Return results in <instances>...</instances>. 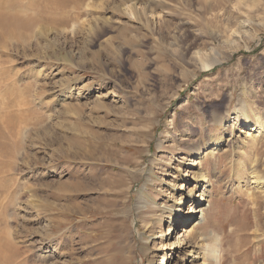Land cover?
<instances>
[{"label": "rangeland", "instance_id": "374dc122", "mask_svg": "<svg viewBox=\"0 0 264 264\" xmlns=\"http://www.w3.org/2000/svg\"><path fill=\"white\" fill-rule=\"evenodd\" d=\"M137 1L163 24H132L122 7L111 9L112 0H1L13 9L9 20L28 24L0 28V129L11 132V158L22 155V141L31 163L33 196L10 221L14 235L28 231L15 238L19 256L46 264L40 250L48 244L51 264H115L120 256L125 264H160L163 254L174 264L176 254L154 237L167 231L166 216L188 205L173 190L195 155L182 144L219 142L218 154H206L201 166L210 197L198 226L219 242L190 239L193 223L178 235L196 243L194 264H264V135L245 138L243 119L235 121L241 102L250 124H264V0ZM243 21L250 25L235 38ZM198 50L217 54L219 64L199 70L191 61ZM97 99L128 118L122 132L136 133L88 126L105 115L94 111ZM83 127L102 137L91 157L68 146L87 149L76 133ZM112 133L135 147L110 145ZM159 141L165 147L157 150ZM142 199L147 209L139 213Z\"/></svg>", "mask_w": 264, "mask_h": 264}, {"label": "bare ground", "instance_id": "6f19581e", "mask_svg": "<svg viewBox=\"0 0 264 264\" xmlns=\"http://www.w3.org/2000/svg\"><path fill=\"white\" fill-rule=\"evenodd\" d=\"M81 1L85 2V0H81ZM112 1L114 4L111 7V9L114 10L115 12H117V10H120V8L122 7L121 10H123L125 12V14L128 15V18L132 24H138V22H141V20H143L145 25H147L146 27L148 28L149 25H152L151 22L154 21V18H157V20L160 22L159 25L163 24L162 23L163 21H161L160 15H154L153 11L148 9L147 5L146 6L140 5L138 8L137 7L138 3H136L135 0H120V2H121L120 5L115 6L116 0H112ZM131 1L135 2L134 5H131ZM2 2L0 0V28L4 29V28L12 27L13 25L10 23L12 21H18V24H20V25H28L25 22L19 21V20L25 19L24 17H19L18 20H15L13 18H12V20H9V18H7V15L11 16L12 13H10V12L13 9H10L11 6H7V5L2 4ZM156 2H158V0ZM162 2L165 3L164 1H162ZM165 4L167 6L170 5L167 3H165ZM186 24H190V23L188 21H186V23L183 25H186ZM249 25H250V21L249 22L248 21L240 22L238 24V28L241 31L238 33L236 31L233 32V35L235 36V38H238V39L243 38V36H241L242 32L245 33V29L248 28ZM125 36H124V39L126 40L127 38H125ZM166 43H167V46L169 48L172 47V45H173L172 42L167 41ZM109 52L112 53L113 50L110 49ZM230 53H232V52H230ZM193 54H194V56L192 55L191 61L198 60L199 65H197V68L199 70H202V71L208 70V69L214 67L215 65L219 64L217 62V59H218L216 56L217 54H215V53H212V52L204 53V52L198 50ZM80 55L82 57L79 58V62H81L83 64H88L89 59H87L86 57H85L86 59H84L83 54H80ZM93 57H94V55H93ZM35 75H36V73H35ZM44 78H46V77H44ZM35 79H37V78H35ZM69 93H71L70 96L73 95L72 91H70ZM21 95H22V93H21ZM96 97H98V96H96ZM66 99H68V98L65 97V100ZM102 100L101 99L95 100L96 106L98 107V109H97L98 111H96L95 108H94V111L103 113L105 115L101 116V118H99V119L94 120L88 126H91L92 128L98 127V126L99 127H105V128L109 127L110 130H113L114 132L117 133L116 130H118L119 128H123L125 122H128V118H125V119L123 118V120H122V114L119 113V111L115 110L114 108L113 109L110 108L109 107L110 105L106 104ZM60 102H61V100H60ZM32 103H34V102H32ZM237 106L238 107L236 108L235 111H236L238 118H237V116H235L236 117L235 121H236V123H238L237 125L241 126L242 121L239 122L238 119L239 118L243 119V125L245 127L243 130L242 129H240V130L244 134V137L254 139L256 133H260V135H264V124H261L259 121L257 122V124H250L249 120L247 119L248 109L246 108V106L244 104H242L241 102H238ZM39 109H41V107ZM69 110L78 114L77 108H74V109L70 108ZM106 115H108V116L110 115V117L112 116L111 123L106 124L107 122L106 123L103 122L104 121L103 119ZM130 120L132 121V124H135L133 119H130ZM116 121H120L119 126L116 125V123H115ZM227 123L228 122H225L224 124H227ZM236 123H235V125H236ZM125 128L130 129V127H125ZM127 129L124 131L128 132L129 135H133L134 133H136V131L127 130ZM125 132H122L120 130L119 133H125ZM76 133L80 137L81 142L85 146H87V149L85 150L83 148V146H81L80 144H73L70 141H68L69 148H73L77 152L81 151V154L86 153L89 157H91L92 152L90 150H92L95 147L97 148V146H99V141L102 140L101 135H99L96 130L92 131V130L85 128V127H83L82 129H79V131ZM0 137L3 138V141L0 140V226H2V224H3V226L5 227L4 229L3 228L0 229V253H6V257H4L3 259H0V264H25L27 262V260L25 258H23L25 255L23 256V254H22L19 256L20 247H18L17 243H15V238H18V237L24 238L25 236L22 234L25 232H28V231H22L21 233L14 235V233H11L10 223H12V222H10V221H16V219H17L16 214H15V216L12 215V213H14V212L16 213V211H17L16 209L18 208L17 205L21 206V204L22 205L24 204L28 208V205L30 204L29 199H31L33 196L32 194H30V193H33V191L30 190V186L28 185L29 179L26 178V175L28 174V170H29L28 165L31 163L28 160L29 156H27L25 153L26 148L24 147V144L22 141H19L18 146H17L19 148V150L21 151L22 155L19 158L18 157L11 158V156H12L11 153L13 152V150H10L11 145L8 142L12 138L11 132H9V129H4V130L0 129ZM17 138L18 137H16L15 139H17ZM111 140H113V143H115V145L113 143H111L110 145H113V146L118 147V148L135 147V145L133 143H130L128 141L123 142L118 137H115V133L109 139V142ZM218 144H219V142L215 143V144L214 143L213 144L208 143V145L203 149H200L199 147L198 148L196 147L195 149H193L191 147H188L186 143L182 144L183 150L187 151L188 156L190 154L191 155L195 154V155L193 158L188 160L187 169L184 172V175H183L184 179H183L182 184H177V185L175 184L173 187L174 188L173 190H174V192L176 190H178V192H181V195H180L181 197L179 199L184 198V200L186 201V203H188V205H187V207L184 205L185 210L177 209L178 212L176 213L174 218H171L172 216H170V215L165 217L164 216L165 212L162 211L160 214L161 217H163V219H164V217L167 218V222H168L167 231L164 234H162L161 236H155L154 237L156 240H159L161 242L163 241V243L165 242L166 248L168 249V251L171 252L172 255H173V253L176 254L174 260H172L173 261L172 263H174V264H188V263L194 264L195 261L197 260V256L195 255L196 254L195 250L197 249L196 245H195L196 243L188 242V239H187L188 237L190 239H192V238L195 239V241H198V239H201L200 241L202 242V244L204 242H207L208 240L212 241V239L214 240L215 243L219 242V238H215V237L213 238L211 236V233H210V235H209V233L204 234L203 232L200 231L201 228L198 227L205 222L206 211H207L205 204L207 203L208 198L210 197L209 196L210 192H208V189L205 188L206 185L209 184V178H207L208 177L207 174H202L201 166L205 160L204 156L206 154L211 155V156L218 154V150H219ZM163 145H164L163 142L159 141L156 145L157 150L160 148H164L165 146H163ZM147 148L148 149L150 148L149 145L147 146ZM167 148H171V146H167ZM68 149H66V150H68ZM131 150H133V149H131ZM148 153H149V150H148ZM203 153H205V154H203ZM13 159H17V160L14 162ZM17 161H18V163H17ZM176 162H182V161H180V159H176ZM38 174H40V173H38ZM17 176H22L21 177L22 181H20V178ZM37 177L39 178V176H37ZM260 180H261L260 177L256 178V181H257L256 188H259L258 182ZM21 183L23 184L22 186H21ZM191 184H193V186L190 189ZM185 186H187V187H185ZM78 188L79 187H75V191ZM40 190H42V189H40ZM62 190H63V192L66 193L68 190V186L64 184V186H62ZM77 192L79 193V191H77ZM24 193H27V194H24ZM145 202L146 201L144 199H142V201L139 200V202H138L139 204L136 208V210L139 213L140 212L144 213V211L147 209V207L145 206ZM179 206H181V205H179ZM10 209H12L11 213H10ZM163 219H160L159 223ZM191 223H193V227H195V229H193L192 232L189 233L188 237H184L183 235H178V232H185V228H187V226H189ZM156 224H158L156 221L153 222L152 227H153V225H156ZM150 229L151 228L147 227L148 232H150ZM46 236L48 237V234L45 235V238H46ZM140 236L142 237V235H140ZM56 246H58V245H56ZM215 249H216V247L214 248L213 252L216 254ZM40 251H41L40 252L41 254L40 253L39 254L43 258L42 262H44L46 264H51L52 262L51 263H49V262L51 259H53L52 251H55V250L54 249L51 250L48 247V244H43L41 246ZM259 256L260 255L255 256L256 260H257V258H259ZM118 258H119V260H116L115 264H125L126 260H125V258L123 259V256H120ZM110 261L111 260L107 261L108 264H110ZM160 264H168V261L166 259V254H163L161 256ZM251 264H254V263L252 262Z\"/></svg>", "mask_w": 264, "mask_h": 264}]
</instances>
